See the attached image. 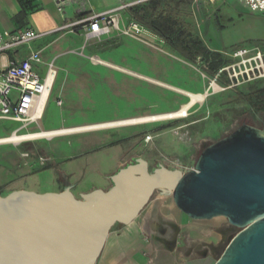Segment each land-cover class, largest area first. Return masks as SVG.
Returning <instances> with one entry per match:
<instances>
[{
	"label": "rangeland",
	"instance_id": "1",
	"mask_svg": "<svg viewBox=\"0 0 264 264\" xmlns=\"http://www.w3.org/2000/svg\"><path fill=\"white\" fill-rule=\"evenodd\" d=\"M93 1L105 4L107 0ZM88 10L91 8L88 7ZM228 18H233L234 22L226 26ZM220 19L222 16L218 18L212 15L209 22L216 23L219 31L223 26L227 28L225 32L209 38L208 44L220 48L219 51H222L221 54L225 58L229 59V53L235 49L264 48V16L241 9V12L234 11ZM50 35L55 36L46 38L45 43L66 34ZM128 38L134 42H129L122 55L133 67L166 77L161 80L175 86L194 84V92L208 90L210 81L202 76L204 74L201 70L202 63L190 66L177 61L174 65L165 62L164 56L162 61L159 56L164 54H159L145 43ZM210 40H213V43ZM83 41L82 39L81 42ZM114 54L117 57L122 56L120 51L112 55ZM80 62L73 54L60 56L55 67L58 77L54 93L46 107L44 119L39 122V126H30L19 133L160 114L169 109H176L180 102H184L183 99L173 101L175 97L171 99L165 88L157 91L147 85H136L133 84V80L101 67L91 69L93 74H97L98 79L96 77L91 81H84L80 79L78 72L73 70V66ZM81 65L90 69V65L87 63L85 65L83 61ZM107 66L116 68L111 64ZM131 75L136 76L132 73ZM207 77L212 80L214 76ZM128 81L133 82L129 83V87ZM196 84H199V87H195ZM219 84L222 87L227 85L223 79ZM168 87L176 91L181 90ZM262 88L264 80L222 92L211 91L205 103H198L189 110V117L186 119L107 131H89L72 134L75 136L58 137L52 141L43 139L24 144L0 145V196L5 197L21 188L38 194L58 190L54 174L50 173V170L41 171L45 168H42L39 161L40 158L51 157L54 158L53 163L61 165L58 151H66V155L77 156L70 162H77L81 167L79 190L88 189L93 185L104 186L107 181L109 182L107 175L115 170L122 158L124 159L122 168L143 159L149 163L150 172L163 166L170 170L189 173L195 168L200 154L206 147L233 133L244 124L246 117H251L250 125H257L250 104L238 98L242 95L250 96ZM58 95L62 102L60 107L57 106ZM219 95H222V98ZM217 96L221 98L219 101L214 98ZM21 126L22 124L17 122L0 120V138L11 135ZM24 154L29 156L25 158ZM174 212L183 215L193 226L185 229L174 217ZM145 217H150L145 231H153L156 234L153 239L162 243L168 253L185 255L191 252L192 258L209 259L210 264H215L219 260L231 239L240 232V229L230 225L223 217L209 221L191 220L176 207L173 194L161 190L154 193L152 200L137 219ZM122 226L125 225L117 224L111 231Z\"/></svg>",
	"mask_w": 264,
	"mask_h": 264
},
{
	"label": "water",
	"instance_id": "2",
	"mask_svg": "<svg viewBox=\"0 0 264 264\" xmlns=\"http://www.w3.org/2000/svg\"><path fill=\"white\" fill-rule=\"evenodd\" d=\"M251 117L206 147L189 173L138 159L108 191L77 199L13 191L0 196V264H96L115 225L132 224L158 190L194 221L226 218L240 229L215 264H264V129Z\"/></svg>",
	"mask_w": 264,
	"mask_h": 264
},
{
	"label": "crops",
	"instance_id": "3",
	"mask_svg": "<svg viewBox=\"0 0 264 264\" xmlns=\"http://www.w3.org/2000/svg\"><path fill=\"white\" fill-rule=\"evenodd\" d=\"M134 0H107L106 3H95L93 0H72L70 5L66 6L64 9V13H59L57 11L56 5L53 0H0V30L5 34H14L22 32L26 29H32L38 33H49L54 31L59 26H61L65 21H78L85 17H88L92 14L102 13L106 11H110L121 7L122 5H126L128 3L133 2ZM194 0H156L150 3L138 4L132 9L137 11V15L139 18H143V23H140L148 32L149 35V47L155 49L160 55L162 60V56L166 58L165 62H169L171 64H176L177 61L185 64V65H198L202 63V58H198L196 64L190 63L188 60L184 59L179 52L172 48L173 45H177L180 47L181 43L176 40L182 32L188 33L187 39L189 42L192 38L200 40L205 47L215 53H221L219 51L220 48L209 45V38L216 37L217 34L223 33L226 30V26L233 23V18H228L226 26L219 31L216 27V23H210L209 19H211L212 15L218 16V18L222 19L224 16L228 14L234 13V11L245 10L250 12L251 14H258L251 12L243 3L242 0H199L197 4L193 3ZM88 7L91 10H88ZM129 8V9H131ZM122 10L118 13V17L120 20V27H124L133 19L131 18L128 10ZM264 16V14H258ZM220 19V20H222ZM139 23V22H138ZM172 30V31H171ZM64 36H57L52 41L45 43L44 40L48 37H54L55 35H47L44 36L28 46H24L19 48L16 53H8L2 57V61H13L15 59H25L32 52H39L42 57L43 64L39 67L40 72L46 71L47 64L54 62L55 67L57 66V61L60 56L64 54H73L79 58V61H83L84 64L90 65V69L79 64H75L73 66V70L78 72L80 79L84 81H91L92 78L98 79L97 74H93V69L104 68L113 73H117L121 76H124L128 79L133 80V82L128 81L127 86L129 87V83H133L136 85L149 86L153 89L160 91L165 88L167 91V95L172 99L175 97V100L181 99L184 100L183 103L180 102L179 107L176 109H169L167 112H173L179 110L183 105L187 104L189 99L182 93L173 90L174 87L181 90L193 92V93H203L205 91L194 92L193 85L184 87L175 86L174 84H169L167 82L162 81L161 79L166 78L161 75H157L156 73H152L150 71H145L140 69L139 67L135 68L127 62V59L123 58L122 53L126 51L129 42L133 43L134 41L129 39L126 36H122L118 32H113L109 36H102L98 38H93L87 41L85 33L82 28H78L75 32L65 33ZM84 40L83 43L81 40ZM213 43V40H210ZM79 45V46H78ZM215 45V44H214ZM138 47H142L138 45ZM261 48V47H254ZM143 49V48H142ZM241 49V48H239ZM253 49V48H248ZM264 49V48H261ZM237 50V49H235ZM234 50V51H235ZM121 52V57H117L114 52ZM232 51V52H234ZM231 52V53H232ZM229 53V54H231ZM166 56V57H165ZM100 59L107 64H111L113 66L119 67L121 70L113 68L107 65H100L91 59ZM89 60V61H88ZM91 60V61H90ZM163 61V60H162ZM125 70V71H122ZM89 70V71H86ZM154 74L156 76H149L147 73ZM141 75L146 78L153 79L165 85H159L148 80L136 77L131 75ZM192 70L190 71V75H192ZM58 73L56 76V80L52 89V93L49 99L46 102V107L52 94L54 93L55 84L57 81ZM224 80V79H223ZM168 85V86H166ZM199 84H196L195 87H199ZM190 87V88H189ZM169 90V91H168ZM222 98V95H219ZM217 97V101L220 99ZM57 101L61 100L60 95L57 96ZM177 98V99H176ZM207 101V100H206ZM205 101V102H206ZM204 102V103H205ZM203 104V103H201ZM57 106H62L58 105ZM45 107V110H46ZM264 110H257V112H263ZM164 112V113H167ZM255 113V112H254ZM162 114V113H160ZM157 115V114H153ZM151 116V115H148ZM45 117V113L41 119L35 123L27 126L26 128L36 125L39 126V122L42 121ZM145 117V116H140ZM138 118V117H132ZM131 119V118H127ZM127 119L106 121L100 123L93 124H85V125H77V126H65L55 129H69L76 128L82 126L96 125L108 122L122 121ZM25 128V129H26ZM123 127L109 128V129H101V130H110L117 129ZM22 129V126L18 129ZM49 129V130H55ZM16 130V131H18ZM23 130V129H22ZM14 131V132H16ZM42 130H36L26 133H33ZM99 131V130H94ZM13 132V133H14ZM20 132V131H19ZM18 132V133H19ZM89 132V131H87ZM83 133V132H81ZM77 134V133H76ZM85 134V133H84ZM80 135V134H78ZM67 136H75V135H65ZM6 137V136H5ZM63 137V136H62ZM58 138V137H57ZM55 138L51 139L54 140ZM45 141H47L45 139ZM29 143V142H26ZM24 144V143H22ZM66 151H58V160L61 165L55 162V167L60 168V173L55 175L53 173L52 165L48 170L50 173L54 174L58 190L50 191L47 193H61L67 187L72 185L73 187L69 188L72 194L77 199H83V197L93 191L102 190L108 191L111 189V180L112 177L122 169L124 165V159L122 158L115 170L107 175V183L104 186L93 185L88 189H80L81 179L79 176V163L70 161L76 159L75 155H66ZM59 163V164H60ZM88 165L87 162H85ZM87 169V168H86ZM45 171V170H41ZM29 174V173H27ZM78 189V190H77ZM19 190H26L25 188H21ZM175 218H177L186 228L192 227V223L186 221L185 217L180 213H175ZM150 217H145L143 219H136L132 224L127 226H122L118 230L111 231L103 252L96 262V264H210L209 259H199L192 258V253L187 254H174L173 252H169L164 249L162 243L160 244L155 239V233L151 230H146L147 224L149 222ZM178 233V232H177ZM160 240V239H159ZM206 255H204L205 257Z\"/></svg>",
	"mask_w": 264,
	"mask_h": 264
},
{
	"label": "built area",
	"instance_id": "4",
	"mask_svg": "<svg viewBox=\"0 0 264 264\" xmlns=\"http://www.w3.org/2000/svg\"><path fill=\"white\" fill-rule=\"evenodd\" d=\"M71 1L53 0L57 11L61 14L64 13V9L70 5ZM153 1L156 0H134L116 9L92 14L78 21H65L49 33H38L32 29H26L19 33L5 34L0 30V120L20 123L22 129L37 123L41 119L37 117V112L42 101L45 99L47 102L49 99L57 76L54 62L47 64L44 75L40 72L39 67L43 61L39 52H32L25 59L3 62L2 57L5 54L16 53L19 48L28 46L44 36L54 33H72L78 28L83 29L87 41L118 32L122 36L149 44L147 30L134 20L121 28L118 13L138 4ZM242 1L251 12L264 14V0ZM198 2L199 0L193 1L194 4ZM228 56L232 62L220 68L212 80L202 74L204 79L210 81L208 90L214 83L222 87L219 84L221 79H224L227 84L222 87L225 91L264 80V49L241 48ZM57 104L61 105V100L57 101ZM22 129L14 133H18ZM23 156L27 158L29 155L24 154ZM39 161L44 164L45 159L40 158Z\"/></svg>",
	"mask_w": 264,
	"mask_h": 264
},
{
	"label": "bare ground",
	"instance_id": "5",
	"mask_svg": "<svg viewBox=\"0 0 264 264\" xmlns=\"http://www.w3.org/2000/svg\"><path fill=\"white\" fill-rule=\"evenodd\" d=\"M94 61L100 65H109L98 59H94ZM116 69L121 70L119 67H116ZM122 71H125V70L122 69ZM136 76L139 78L145 79V80L156 82L161 85H165L163 83H160L150 78L143 77L141 75H136ZM178 91L182 93L183 95H185L186 97H188L189 101L187 104L183 105L177 111L167 112V113H162V114H157V115H151V116H145V117L131 118V119L116 121V122H108L104 124H96V125L82 126V127H76V128H69V129L67 128V129H55V130H42V131L33 132V133H12L9 136L0 138V145L21 144L25 142L38 141V140H43V139L51 140L53 138L62 137L65 135H71V134L87 132V131L101 130V129H107V128H116V127L137 126L141 124L155 123V122L169 121V120H176V119H179V120L186 119L189 117V110L193 108L194 106H196L198 103L199 104L204 103L209 98L211 91L222 92L225 90H223V88L220 85L214 83L211 85V89L206 90L203 93H193V92H189L185 90H178ZM45 107H46V101L44 99L41 103V107L39 111L37 112L38 118L43 117L45 113Z\"/></svg>",
	"mask_w": 264,
	"mask_h": 264
},
{
	"label": "trees",
	"instance_id": "6",
	"mask_svg": "<svg viewBox=\"0 0 264 264\" xmlns=\"http://www.w3.org/2000/svg\"><path fill=\"white\" fill-rule=\"evenodd\" d=\"M128 12L134 21L143 23V18H139L135 9L131 8L128 10ZM187 37L188 33L186 34L182 32L178 37H176V40L181 43L180 47L173 45L172 48L179 52L184 59L188 60L192 64H196L198 58H202L203 61L201 70L202 73L206 74L207 76L213 77L220 68L232 62L230 58H225L221 53L209 51L200 40L192 38V40L189 42ZM250 96L242 95V97L237 98L238 100L241 99L244 102L250 104V107L254 112L257 110H264V88L258 89Z\"/></svg>",
	"mask_w": 264,
	"mask_h": 264
},
{
	"label": "flooded vegetation",
	"instance_id": "7",
	"mask_svg": "<svg viewBox=\"0 0 264 264\" xmlns=\"http://www.w3.org/2000/svg\"><path fill=\"white\" fill-rule=\"evenodd\" d=\"M254 115H255L254 119L256 120L257 125L256 126L250 125V126L255 127L257 129H260V130H263L264 129V111L262 113L261 112L260 113L259 112H257V113L255 112ZM44 159H45L44 164H41L43 166L42 168H45L43 170H48L52 165H54V167H52L53 173L55 175L60 173V168L59 167H55L56 164L53 163L54 158L49 157V158H44Z\"/></svg>",
	"mask_w": 264,
	"mask_h": 264
}]
</instances>
